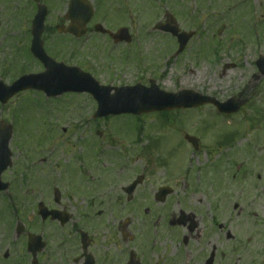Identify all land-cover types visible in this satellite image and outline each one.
Masks as SVG:
<instances>
[{
	"label": "rangeland",
	"instance_id": "374dc122",
	"mask_svg": "<svg viewBox=\"0 0 264 264\" xmlns=\"http://www.w3.org/2000/svg\"><path fill=\"white\" fill-rule=\"evenodd\" d=\"M155 1L154 5L153 0H124V6L129 4L132 8L131 11L127 8L129 14L124 16V26L130 25L134 35L139 33L131 47H119L109 53L110 46H105L104 40L75 41L47 32L49 50L56 55L57 61L63 59L68 65H78L92 74L98 69V75H93L102 84L134 86L144 81L143 84L148 85L147 79L154 75L158 77L160 88L170 93L194 90L225 102L246 91L250 103L241 109L239 116L230 118L232 122L213 107L139 118L124 115L98 124L96 128L92 127L95 120L89 121L88 135L99 132L102 139H87L83 152L84 147L76 142L80 139L75 135L72 137V133L74 127L79 128L76 132L82 125L85 127L82 122L88 121L89 115L96 111V102L84 94H65L48 100L41 93L26 92L17 100L19 107L17 101H12L4 112L0 108V119L5 117V120H10L16 108L12 114L15 119V166L12 172H7L5 179L15 183L12 193L22 200L25 214L32 209L31 203L23 202L28 198L34 205L47 198L46 204L50 205V202L57 208L49 190L52 185L49 182L54 177L58 181L56 187L62 193V208L76 213L81 207L76 194L83 196L81 190L89 188L86 200L105 201V205L96 202L94 207L110 216V221H115L117 214V204L113 201L124 199L122 188L142 174L148 176L143 189L150 192L169 183L178 185L179 180L174 182L175 176H188L181 183L190 188L220 186L225 195L226 229L241 239V264H260L264 255V79L256 83L252 77L257 73L256 60L264 55V0H247L237 10L231 7L241 0H184L182 5L181 0H171L177 1L178 6L170 2L165 5L166 0ZM11 2L10 7L4 6L0 10V79L8 84L21 72L41 71V65L29 57V39L26 33L23 34L24 30L29 32L30 29L28 16L22 18L15 6L24 10L26 0ZM158 2L162 9L157 11L154 8ZM47 4L51 8L49 27L57 23L65 10L58 0H49ZM102 9L99 11L101 16L106 13L104 6ZM166 10L175 14L183 31L198 28L197 34H200L198 40L191 42L187 53L170 60L177 45L162 33L151 31L152 35H149L147 32L153 24L164 20ZM253 24L259 25L255 34L259 39L251 34ZM223 25L226 28L218 35ZM233 38L234 44L242 40L246 43L223 50ZM215 39L222 42L221 49L216 48L219 41ZM58 41L69 49L57 53L55 45ZM215 50L219 52L217 58L213 55ZM226 64L233 68L223 74ZM185 134L203 140L198 153H193L186 143ZM137 136L141 137L137 139ZM102 153L106 155L98 158ZM25 158L29 164L23 163L21 170L18 166ZM55 163H61L60 167ZM153 168L159 171H152ZM73 169L79 174H91L88 177L93 183L86 181L85 176L86 180L74 175ZM36 187L44 189L43 193L48 192L42 196L36 192ZM87 208L88 203L83 202L82 209ZM122 215L127 216L126 213ZM7 216L5 202H0V236L6 230L1 220Z\"/></svg>",
	"mask_w": 264,
	"mask_h": 264
},
{
	"label": "flooded vegetation",
	"instance_id": "af4514ba",
	"mask_svg": "<svg viewBox=\"0 0 264 264\" xmlns=\"http://www.w3.org/2000/svg\"><path fill=\"white\" fill-rule=\"evenodd\" d=\"M69 1L60 0L61 8H68ZM89 1L95 14L88 34L124 47V42L115 44L109 34L94 33L98 23L112 33L124 29V0ZM168 2L175 5L177 1L166 0L165 5ZM160 5L158 2L154 9H162ZM102 6L106 8L103 16L99 14ZM59 23L70 24L65 13ZM2 181L10 187L13 184L5 176ZM140 187L137 199L128 201L122 191L125 199L113 201L118 209L115 221L95 209L96 202L102 206L105 201L84 200L88 208L83 210L79 200L80 209L72 213L53 194L50 197L57 208L46 204L47 198L35 205L29 198L23 201L31 203L27 215L22 200H12L18 213L9 216L10 210L5 208L8 216L1 220L6 230L0 236V264H241V239L226 229L225 195L220 186L185 185L183 189L167 184L153 192L143 189L144 184ZM162 188L167 189V196L160 193ZM0 202L8 204L1 196ZM19 224L22 231H18Z\"/></svg>",
	"mask_w": 264,
	"mask_h": 264
},
{
	"label": "water",
	"instance_id": "95a60500",
	"mask_svg": "<svg viewBox=\"0 0 264 264\" xmlns=\"http://www.w3.org/2000/svg\"><path fill=\"white\" fill-rule=\"evenodd\" d=\"M75 3V2H74ZM89 12L84 14L83 12L80 13L79 8H75L73 5H71L70 12H69V18L72 20L73 24H77V27H72L69 29L68 32L75 34L76 36H81L83 34V29L85 25L87 24L89 18L91 17V11L88 9ZM81 16V17H78ZM39 17V16H38ZM39 21H36L35 27L36 29L33 31V34L35 35L36 41L39 42L40 36L43 31V20L38 19ZM171 25L174 24V21L170 18ZM42 24V25H41ZM170 25V26H171ZM174 29H176V26H174ZM67 32V31H66ZM175 34V32H174ZM126 35V30H124V38ZM183 48V45H182ZM33 53L36 55V57L40 58L43 63L45 64V67L47 69L46 73L38 75V76H33L29 78L30 80L32 79V84L28 87H33L37 88L39 90H44L46 92H50V89L53 85H61V91H84L88 90L90 93H92L97 101L99 102V111H98V117L101 116H107L110 114H118L122 112H132L131 110H124L121 108H124V92L121 90H116V95L111 96L110 92L111 89H101L96 82L90 80L87 82L85 79H82L81 76H79L76 72H79L78 70H68L64 69L63 66H55L54 62L51 60H46L44 56V51L42 48V43L39 44H34L32 48ZM258 66L261 69L262 74L264 75V59H261L258 63ZM61 71L62 74H59L58 71ZM74 71V72H73ZM73 72L74 77L69 79L68 77ZM58 75H55V74ZM81 73V72H80ZM82 74V73H81ZM28 80V79H26ZM19 89H14L13 88H7L6 90L0 91V100L2 102L8 101L9 98L14 96ZM151 93V92H150ZM55 95V94H51ZM184 99V97H187ZM170 98L169 96H167ZM182 97V98H181ZM170 99H183L175 102V104L170 105L166 104L167 106H155V107H150L148 109L145 108V106H140L139 109L135 110L134 113L136 112H148V111H153V110H163V109H172L176 107H189V106H194V105H199L202 103H207V102H215L211 101L209 98L202 97L198 94L192 93V92H184L183 95H178V96H173ZM189 100V101H186ZM115 103V104H114ZM235 100H230L224 105H220V109L224 112H235L238 110V108L234 107ZM114 105V106H113ZM139 110V111H138ZM191 142L195 143V141L190 139ZM135 187V185L133 186ZM133 189V188H132ZM131 189V190H132Z\"/></svg>",
	"mask_w": 264,
	"mask_h": 264
}]
</instances>
